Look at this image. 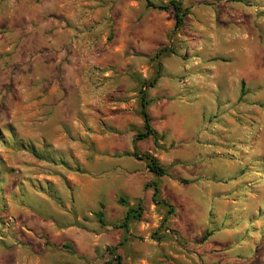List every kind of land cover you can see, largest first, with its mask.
Masks as SVG:
<instances>
[{"label": "rangeland", "instance_id": "rangeland-1", "mask_svg": "<svg viewBox=\"0 0 264 264\" xmlns=\"http://www.w3.org/2000/svg\"><path fill=\"white\" fill-rule=\"evenodd\" d=\"M173 1L187 10L179 28L171 7L145 0H0L4 259L38 252V264H106V249L117 247L123 264H166L180 255L200 264L207 256L264 264L253 256L260 243L264 254V154L257 149L264 147V0ZM43 7L63 18L58 37L39 30ZM154 78L143 91L158 102L149 109L159 132L139 140V91ZM207 80L225 81L227 97L241 85L236 104L249 112L236 111L231 97L200 91ZM133 153L155 156L167 175L196 180L169 192L166 178H151ZM136 178L165 185L172 212L148 200L146 184H133L142 197L130 200L143 212L126 233L117 198L131 197L121 181ZM228 190L232 205L214 195ZM174 219L188 233H213L206 242L186 240ZM17 227L33 231L38 249L19 240Z\"/></svg>", "mask_w": 264, "mask_h": 264}, {"label": "crops", "instance_id": "crops-1", "mask_svg": "<svg viewBox=\"0 0 264 264\" xmlns=\"http://www.w3.org/2000/svg\"><path fill=\"white\" fill-rule=\"evenodd\" d=\"M41 2H43L44 4H48L49 2H48V0H40ZM44 14H51V16H50V18H45L44 17ZM55 13L52 11V9H50V8H41V13H40V15H39V17H38V23H39V25H38V27H39V30L42 32L44 29H52V32H51V35L53 36V37H58V35L60 34L59 33V30L58 29H60L59 28V26H58V24H57V22H58V20L57 19H59V20H63V18L62 17H59V18H55ZM54 27V28H53ZM51 45L50 46H52V47H54L55 46V44L56 43H54V41H51V43H50ZM225 81H221V80H216V81H214V80H207L205 83H200V91H205V92H210V91H213V93H215L216 95H217V97H219V98H221L222 100H225V99H227V98H229V97H231L232 99L230 100V105H232L233 106V108L236 110V111H238V112H240V111H242V112H249L248 111V109H245L242 105H241V103L240 104H236L237 103V100H238V98L240 97V94H241V85H239L238 86V88L236 87V85L235 84H233L234 86H233V90H232V93H230L229 94V97H227L226 95L227 94H225V90H224V87H225V83H224ZM209 87H211V89L212 90H209ZM238 91V92H237ZM234 93V94H233ZM237 93V94H236ZM233 94V96H231ZM157 101L155 102V101H149V104H148V106H147V113H148V116L150 117V119H154V118H156V116H158V114H154L153 116H152V112L150 111V109L149 108H151V107H153V105L155 104V105H157ZM250 108V107H249ZM262 119H263V117H262ZM153 129V128H152ZM154 130V129H153ZM155 131V133L157 134V132H159V131H156V130H154ZM150 137V136H149ZM148 137V138H149ZM147 139V138H146ZM260 144V143H259ZM259 144H257V149L258 148H262L261 150H259L260 151V153L261 154H264V147L262 146V147H259ZM148 174H149V176L151 177V178H158V180L160 181L161 179H164V178H166V182L167 183H169V185H168V187H169V189L167 190V191H169V192H171L170 191V188H174L175 186H176V183H177V185H181L182 187H187V186H189V184L192 182V181H195L196 179L194 178V176L192 177V178H187L186 176H183V175H181V176H178L176 173H174V172H172L171 170H170V172H169V175H167V171H166V175H164V176H161V177H158V176H155L154 174H152L151 172H149L148 171ZM152 180V179H151ZM180 180H184V183H180ZM149 180H147V181H145V182H148ZM159 181H157V183H156V185H157V188H158V191H160V193H162V198H164V201H166V202H168L167 201V199L168 198H166L165 197V194H164V188H163V186H165V185H163V186H160V183H159ZM121 182H127V183H130L129 184V186L128 187H126L125 188V190L124 191H126V192H128V193H126L128 196H131L130 198L128 197V203L130 204V205H132L133 204V201L135 200V199H138V197L139 198H141L142 197V191L138 194V193H134V191H133V184H136L137 186H138V188L140 187V189L141 190H143V187H144V185L146 184L144 181H141V180H138L137 178L136 179H134V180H132V179H128V180H122ZM206 185V184H205ZM136 186V187H137ZM124 189V188H123ZM147 189V190H146ZM145 190H146V196L149 198L148 200H150V199H152V197H153V192H154V190H153V186L151 185V186H148L147 188H146ZM152 189V190H151ZM232 189V188H231ZM120 190H122V189H119V191ZM159 193V192H158ZM231 194H233V193H231V190H228V191H218V192H216V193H214V195L215 196H217V197H219L220 199H221V201H222V204H227L228 203V205H232L233 204V199H232V196H231ZM130 199H134L133 201H131ZM189 200L190 201H192V202H194L193 200H191L190 198H189ZM153 201V200H152ZM149 203V202H148ZM195 203V202H194ZM171 204V203H170ZM187 205V204H186ZM146 207H150V205H148V204H146ZM187 211H189L188 212V214H191L190 212H191V210L190 209H186ZM181 212H183L184 213V210L183 211H181ZM20 219V218H19ZM19 219H18V221H19ZM185 220L186 221H190L189 222V226H193L194 224H193V222H191V215H188V216H185ZM21 221H23L24 222V220H22L21 219ZM38 222V221H37ZM175 224H176V226L177 227H179V230L181 231L180 233H179V235L182 237V238H184V239H186V240H194V241H200V238L202 239H204V242H206L207 241V239L210 237L209 235L211 234L212 235V233H213V231H208L209 232V235L207 236V237H203V234H202V232H194V233H188L187 231H186V228H188L189 229V227L188 226H186V224L184 223V224H181V223H179L176 219H174V221H173ZM188 224V223H187ZM24 228V225H21V229H23ZM21 229H19V227H17L16 228V233H17V235H18V238H19V240L21 239L22 241H24L26 244H27V246L28 247H37V249H38V241H37V238H36V235L33 233V231H31V230H21ZM37 229H38V227H37ZM258 229V228H257ZM256 230V229H255ZM186 231V232H185ZM248 234V233H247ZM7 237H9V236H7ZM5 237H0V240L1 241H3V239H4ZM256 238H257V234L255 233L254 235H253V237H252V242L254 243L255 242V240H256ZM264 238V237H263ZM253 243H250V245H254ZM261 246V243L260 244H258V245H255V247H257L256 249L257 250H254V252H253V256L257 259V261L259 262V263H261V262H263L264 261V254H262L261 252H260V247ZM195 247L197 248V247H200V242H198V243H196L195 242ZM5 257L4 256H0V264H5V263H8V264H38V252H37V254H29V253H27V254H14L13 256H6V259H4ZM13 258V259H12ZM174 258H177V259H170V260H168L167 262H166V264H192V262L191 261H193V263L194 264H200V260H198V263L196 262V260L194 259V255L193 256H191V257H186V256H184V255H180V256H177V257H174ZM229 262H231L232 264H242L243 263V261H240L238 258H230V259H227ZM233 260H235L236 261V263H233L234 261ZM206 261H208V264H215V263H220V264H231V263H229V262H222V261H226V259H224V258H222V257H218V256H211V257H206ZM251 261H254V260H251Z\"/></svg>", "mask_w": 264, "mask_h": 264}, {"label": "trees", "instance_id": "trees-1", "mask_svg": "<svg viewBox=\"0 0 264 264\" xmlns=\"http://www.w3.org/2000/svg\"><path fill=\"white\" fill-rule=\"evenodd\" d=\"M146 1V5L149 7H152L154 9H159V10H167L168 8H172V10L174 11V18H175V23H174V27L175 28H179L182 26L183 21H184V17L187 15V10H183L181 7V4L177 1H173L170 0L168 4L163 5V4H154L152 3L150 0H145ZM158 54V53H157ZM156 83V78L152 79L150 82H144L142 83V89H140L139 94H140V109H141V115L144 121V131L138 133L137 135V139L139 140H143L148 138L149 136H152L154 138H156V133L155 131L152 129L151 125H150V117L148 116L147 113V106L149 104V102L146 100L145 97V93L143 91V87L148 86V87H153ZM241 94H243V90H241ZM133 156H135L136 158L143 160L146 164V168L149 172H151L152 174H154L155 176L161 177L166 175V169L165 167H163L162 165L159 164L158 160L156 159L155 156L151 155L150 153H145L143 155H137L136 153H133ZM148 184H146L147 187ZM153 186V197L152 200L155 203L158 204H162L163 206H166L169 208L168 212L171 213L172 209H171V205L168 204L166 201L163 200H157V196H158V188L156 183H152ZM140 202V201H139ZM117 203L122 206L123 208H125V214H124V218H123V222H122V228H124L125 232H128V224L130 223L131 220H138L141 217V214L143 212V209L141 207V205L137 204V205H130L128 203V200L125 197L119 196L117 198ZM96 216H98V219L100 221L101 224H103V219H102V213L101 212H97ZM207 234V233H206ZM205 234V235H206ZM125 242V239H123L119 244L122 245V243ZM117 249V247H109L107 248V252L109 253V255L111 256V258L109 260L106 261V264H123L122 263V258L120 255L115 254V250Z\"/></svg>", "mask_w": 264, "mask_h": 264}]
</instances>
